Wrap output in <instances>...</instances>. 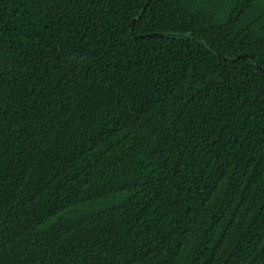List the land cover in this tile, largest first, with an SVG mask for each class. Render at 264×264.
<instances>
[{
	"label": "trees",
	"instance_id": "16d2710c",
	"mask_svg": "<svg viewBox=\"0 0 264 264\" xmlns=\"http://www.w3.org/2000/svg\"><path fill=\"white\" fill-rule=\"evenodd\" d=\"M0 264H264V0H0Z\"/></svg>",
	"mask_w": 264,
	"mask_h": 264
}]
</instances>
